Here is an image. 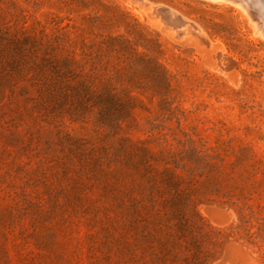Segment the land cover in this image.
I'll use <instances>...</instances> for the list:
<instances>
[{
    "label": "rangeland",
    "instance_id": "374dc122",
    "mask_svg": "<svg viewBox=\"0 0 264 264\" xmlns=\"http://www.w3.org/2000/svg\"><path fill=\"white\" fill-rule=\"evenodd\" d=\"M39 1L33 10L32 0H0V264H189L143 200L139 149L161 148L154 139L164 136L167 149L187 135L208 148L226 143L264 157V36L250 18L256 10L231 1L100 0L98 12L112 18L103 28L81 18L56 26L53 12L59 21L75 11ZM158 4L187 22L177 27ZM68 22L74 26L58 30ZM41 28L65 32L77 47L99 33L122 34L139 51L157 38L158 60L174 75L168 102L140 95L143 106L115 127L98 123L80 109L75 84H58L45 40L39 49L27 41L23 69L13 70L19 41ZM250 203L248 227L261 225L260 235L230 237L208 264H264V197ZM197 209L214 228L240 223L236 208L213 194Z\"/></svg>",
    "mask_w": 264,
    "mask_h": 264
},
{
    "label": "trees",
    "instance_id": "16d2710c",
    "mask_svg": "<svg viewBox=\"0 0 264 264\" xmlns=\"http://www.w3.org/2000/svg\"><path fill=\"white\" fill-rule=\"evenodd\" d=\"M57 1L69 13L75 11V15L60 17L58 21V15L53 12L50 22L56 26L63 19L73 22L81 18L89 26L106 28L112 20L98 12L97 5L105 6L100 0ZM39 6V0H32L33 10ZM26 10L31 15L30 9ZM73 26L68 22L58 30ZM38 32L40 36L24 35L23 41H19V55L14 58L13 70L19 73L23 69L27 56L21 53V47L27 41L39 49L45 40L44 55H48L45 60L53 64L58 84L65 87L75 84L80 89V109L91 113L98 123L115 127L120 118L132 114L136 105L143 106L140 95L149 99L156 97L159 103L168 102L174 75L158 60L163 51L157 38L148 40L143 44L144 50L139 51L135 48L137 42L122 34L99 33L95 35L99 39H82L77 47L65 32L56 31L52 36L44 28ZM58 48L64 52L60 57H57ZM112 58L119 61L112 62ZM148 136L153 137L154 132L150 131ZM154 141L161 148L139 149L138 163L147 177L143 200L157 223L169 230L175 245L186 252L189 264H208L230 237L253 241L260 235L261 225L252 232L248 224L254 217L250 202L254 196L264 197V186L260 188L264 184V157L226 143L208 148L187 135L173 138L175 144H168L167 149L162 148L168 143L165 136ZM197 184H204V190L200 191ZM207 193L235 207L240 223L225 228L208 224L197 209Z\"/></svg>",
    "mask_w": 264,
    "mask_h": 264
},
{
    "label": "bare ground",
    "instance_id": "6f19581e",
    "mask_svg": "<svg viewBox=\"0 0 264 264\" xmlns=\"http://www.w3.org/2000/svg\"><path fill=\"white\" fill-rule=\"evenodd\" d=\"M208 1H210V0H208ZM212 1V0H211ZM214 1H218V3H220V2H224V1H231V2H233L234 4L235 3H239L241 6H248V5H251L252 6V8H254L255 10H256V16L255 17H250V18H253L252 19V22L253 21H255V25L257 26V29H258V32H259V30H260V32H261V34H263V36H264V2L262 1V0H213V2ZM220 1V2H219ZM248 4V5H247ZM157 7V9L158 8H166V12H168L170 15H171V17H173L174 16V21L177 23V27H181L185 22H187L184 18H181L178 14V16H176V12H174V11H172L169 7L167 8V7H165L164 5H162V4H158V5H156ZM244 8V7H243ZM249 9H250V7H249ZM248 9V11H250ZM245 11H247V8H246V10ZM247 11V12H248ZM251 11H253L252 9H251ZM250 11V12H251ZM157 12H161V11H157ZM164 12V11H163ZM166 12H164V13H166ZM168 13H166V15L168 14ZM249 13V12H248ZM249 15H251V16H253L252 14H249ZM255 15V14H254ZM168 16V15H167ZM171 17H169V19L171 18ZM177 18V19H176ZM254 25V24H253ZM259 32V33H260Z\"/></svg>",
    "mask_w": 264,
    "mask_h": 264
}]
</instances>
